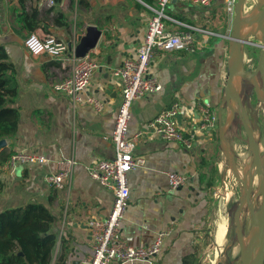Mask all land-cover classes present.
<instances>
[{"label":"crops","instance_id":"crops-1","mask_svg":"<svg viewBox=\"0 0 264 264\" xmlns=\"http://www.w3.org/2000/svg\"><path fill=\"white\" fill-rule=\"evenodd\" d=\"M41 1L36 5L43 16L51 7H42ZM142 1L155 5L158 0H83L81 5L79 0H61L50 16L63 13L65 24L47 19L30 31L19 19L20 0H0V44L14 63L20 107L17 133L13 138H4L0 159L14 151L36 152L48 159L43 164L0 169V211L30 202H40L52 211L55 220L51 232L57 241L51 264H87L93 253L87 221L107 216L112 208V191L91 178L86 167L115 155L111 135L121 104L122 84L113 71L125 57L136 56L144 39L152 12ZM177 3L180 5L174 7ZM25 5L29 9L32 0H25ZM222 5V0L211 6L172 0L165 12L207 27L212 15L206 11H219ZM90 25L101 30L87 53L99 64L87 89V95L103 103L99 110L92 103L74 105L68 95L53 89L52 84L68 73L69 66L46 54H30L24 47L29 34L45 31L66 42L73 51ZM167 27L175 29L173 24ZM218 35L225 37L223 33ZM226 58L222 38L192 50L159 51L150 64V74L158 77L162 89L133 102L128 136L143 132L134 146V156L143 162L128 173L130 199L122 220V236L132 246H145L158 232L172 228L161 254L151 263L140 264H183L184 256L196 252L203 237L202 225L210 204L208 190L213 187L210 181L219 149L217 130L197 129L196 106L206 100L218 111L226 80ZM176 101L180 103V126L196 134L190 148L146 130L152 119ZM222 113L223 126L225 107ZM68 157L77 161L70 186L55 189L47 180L48 174L57 160ZM168 171L188 175L189 182L171 189Z\"/></svg>","mask_w":264,"mask_h":264},{"label":"built area","instance_id":"built-area-1","mask_svg":"<svg viewBox=\"0 0 264 264\" xmlns=\"http://www.w3.org/2000/svg\"><path fill=\"white\" fill-rule=\"evenodd\" d=\"M172 0H158L155 5L143 4L149 8L152 15L143 41L137 48L135 57H125L113 74L122 84V99L116 115L115 126L111 135L115 155L111 159H100L88 165V175L106 186L113 193V205L109 214L101 218H91L87 221L90 237L93 242V253L86 260L87 264H140L151 263L161 254L166 238L172 228L161 230L155 239L145 246H132L122 236V220L125 216L130 199L128 173L143 160L134 156V146L140 135L128 136L133 102L159 92L163 85L157 76L150 74V64L159 51L174 52L192 50L203 46L210 31L206 26H198L179 18L170 16L165 8ZM211 6L217 0H181ZM237 0H222V9L231 18L234 16ZM55 0H43L44 8L55 7ZM173 24L175 29H169L167 24ZM105 31V30H102ZM24 47L33 55L46 54L52 60H59L69 66V71L52 84L57 93L68 95L73 104L92 103L99 110L103 103L91 95L87 89L92 75L99 67L98 62L88 54L76 55L66 42L50 32H33L24 40ZM198 130L210 131L218 129V111L213 105L200 100L197 103ZM180 103L174 102L163 109L147 125L146 130L160 139L175 141L183 146L192 147L196 134L180 126L178 114ZM44 154L28 151H14L5 161L0 162V169H15L19 165L43 164L47 161ZM77 161L73 157L57 160L54 170L48 174L47 180L55 189H65L70 186ZM170 188L175 190L189 182V176L177 171H168Z\"/></svg>","mask_w":264,"mask_h":264},{"label":"water","instance_id":"water-1","mask_svg":"<svg viewBox=\"0 0 264 264\" xmlns=\"http://www.w3.org/2000/svg\"><path fill=\"white\" fill-rule=\"evenodd\" d=\"M100 35L101 30L97 26H88L87 33L78 38L79 43L75 47L76 55H86L96 44ZM223 36L228 38V46L226 80L223 86V97L218 108V130L223 129L222 108L228 107L237 115L253 155V164L244 177L240 196L238 199L235 197L232 200L231 216L245 264H264V146L259 130V112L264 106V0H255L247 10L245 9V0H237L230 33ZM252 36L254 38H251ZM248 44L260 48L255 72L251 74L246 70L245 64V47ZM256 77L259 78V85L256 86L259 94L255 105L252 106L251 87ZM248 106H252L253 120L250 117ZM4 144V139L0 140V148ZM235 156L236 150L234 149L228 158L229 171L232 169ZM259 175L262 177L261 221L254 234L245 236L243 230L244 206L250 185Z\"/></svg>","mask_w":264,"mask_h":264},{"label":"trees","instance_id":"trees-1","mask_svg":"<svg viewBox=\"0 0 264 264\" xmlns=\"http://www.w3.org/2000/svg\"><path fill=\"white\" fill-rule=\"evenodd\" d=\"M38 1L32 0L33 5L27 9L25 0H20L19 19L24 28L33 31L45 24L47 19H53L58 25L65 24L63 13L55 12L50 16L53 7L42 16L36 5ZM82 2L79 0L80 5ZM18 95L19 84L14 63L6 48L0 44V140L13 138L17 133L20 119ZM1 153L5 154L4 151ZM12 153H7L0 162ZM54 220L52 211L40 202L0 211V264H51L57 241L56 234L51 232ZM196 255L197 252H193L184 256L183 264H194Z\"/></svg>","mask_w":264,"mask_h":264},{"label":"rangeland","instance_id":"rangeland-1","mask_svg":"<svg viewBox=\"0 0 264 264\" xmlns=\"http://www.w3.org/2000/svg\"><path fill=\"white\" fill-rule=\"evenodd\" d=\"M255 0H246L245 9L251 7ZM177 3L173 5L174 7L179 6ZM172 6H169V10ZM73 10V7L72 9ZM76 10H73V12ZM206 13H211L212 17L208 20V26L206 27L209 34L207 43L210 40H214L216 38H222V42L228 46V38L222 37L218 35V33H223L228 35L230 33L231 25L233 17L229 16L223 9L219 11H212L209 9ZM254 38V37H251ZM260 48L252 45H246L245 47V64L247 68H254L257 59L259 57ZM254 58V60L252 59ZM250 100L252 106L255 105L257 98L254 95H250ZM252 106H248L249 114L251 119L252 116ZM220 106H218L219 108ZM227 110V118L224 120V129L218 130L216 136L218 138V158H217V167L214 169L212 173L211 183L212 188L208 190L209 198V210L207 213V217L205 222L202 225L203 229V237L197 244V255L194 264H242L241 256H240V248L239 252L236 253L234 251L235 247L238 246V240L236 238L234 222L231 216V208H232V200L233 198H239L241 187L244 181V177L246 173L250 170L253 163V155L250 146L247 143L246 137L244 135L242 125L239 122L237 115L233 113L228 107H225ZM259 130L261 137L263 138V146H264V106L259 112ZM226 145L229 148V152H226L221 146ZM236 150V156L234 162L236 163L237 169H242V173L239 174L241 180H238L233 169L229 171L228 169V158L232 154V152ZM243 154V159L239 158L238 154ZM254 185V187H253ZM250 195L247 203L244 206L243 211V230L244 234H247L248 230H245L244 223L248 216H252V212L258 209L261 204L262 198L261 194L258 190V177L255 181L252 182ZM229 192L231 194V202L227 208V215L230 216V224L228 228V236L226 240V244L217 245L213 238V221H212V213L215 205L218 204L223 194ZM212 211V212H211Z\"/></svg>","mask_w":264,"mask_h":264},{"label":"bare ground","instance_id":"bare-ground-1","mask_svg":"<svg viewBox=\"0 0 264 264\" xmlns=\"http://www.w3.org/2000/svg\"><path fill=\"white\" fill-rule=\"evenodd\" d=\"M245 4H246V0H245ZM257 39H259V38H257ZM258 59H259V57H258ZM246 70L249 71V74L255 72V69L252 70V69L248 68ZM258 85H259V78L256 77V78H254L253 83H252V87H251V96L254 95L256 98H258V94H259V90H257V88H256V86H258ZM223 129H224V124H223ZM222 148L226 152H229V148L226 145L225 146L222 145ZM238 156L241 159H243V157H244L242 153H239ZM232 169H233L237 179L241 180L239 174L242 173V169L238 170L236 167V163L234 161L232 164ZM253 187H254V185H253ZM250 190H251V186L249 188L248 197L250 195ZM258 190L261 194L262 193V177H261V175L258 176ZM230 196H231V194L229 192L223 194V196L221 197L218 204L215 205L213 208V213H212L213 238H214V241L217 245L223 246L224 244H226V240H227V236H228V228H229V224H230V216L227 215L226 210L228 208V205L231 202ZM248 197H247L246 203L249 199ZM262 208L263 207H262V201H261V204L258 207V209L255 210L254 212H252V216L251 217L248 216L246 218L245 223H244V228H245V230H247V229H249V230H248L247 234H245V236H250V235L254 234L256 232V230L258 229V226H259L260 221H261V216H262ZM234 251L236 253H238L239 247L236 246ZM240 256H241L242 264H245V258H244V255L242 254L241 250H240Z\"/></svg>","mask_w":264,"mask_h":264},{"label":"flooded vegetation","instance_id":"flooded-vegetation-1","mask_svg":"<svg viewBox=\"0 0 264 264\" xmlns=\"http://www.w3.org/2000/svg\"><path fill=\"white\" fill-rule=\"evenodd\" d=\"M260 52V51H259ZM253 60H254V58H252ZM257 61H258V59H257ZM257 64V63H256ZM256 68V65H255V67L254 68H252V70H254ZM248 69V68H247Z\"/></svg>","mask_w":264,"mask_h":264}]
</instances>
